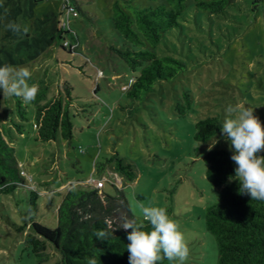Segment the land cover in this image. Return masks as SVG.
I'll return each mask as SVG.
<instances>
[{
	"label": "rangeland",
	"instance_id": "374dc122",
	"mask_svg": "<svg viewBox=\"0 0 264 264\" xmlns=\"http://www.w3.org/2000/svg\"><path fill=\"white\" fill-rule=\"evenodd\" d=\"M63 1L40 0L37 16L59 13ZM73 1L80 7V14L71 18L80 38L79 53L55 44L37 60L22 55L27 62L20 66L31 71L32 79L50 81L49 97L59 90L65 93V82L71 84L74 137L39 142L33 119L23 135L13 131L12 145L28 186H19L14 194L0 192V264H38L25 244L30 228L19 231L29 219L32 188L40 193L38 221L56 228L62 200L56 192L90 189L101 178L106 180L104 192L124 191L137 217L142 218L141 204L167 210L190 249L184 264H218V241L207 229L206 212L223 186L208 179L205 156L216 148L231 150L230 141L221 131L208 141L197 140V123L210 116L224 120L229 105H244L255 108L264 125V1L255 10L254 0H236L216 15L188 0L181 26L158 49L187 66L178 77L158 83L139 98L127 92L134 72L109 50L111 44L124 43L112 22L116 0ZM160 1L133 0L141 7ZM186 93L190 108L181 115L178 106L187 105ZM12 108L11 97L3 96L2 122L10 120ZM115 156L131 164L134 180L114 170L116 162L109 160ZM99 166L105 169L100 172ZM48 252L51 258L45 264L56 263L60 253L52 245Z\"/></svg>",
	"mask_w": 264,
	"mask_h": 264
},
{
	"label": "trees",
	"instance_id": "16d2710c",
	"mask_svg": "<svg viewBox=\"0 0 264 264\" xmlns=\"http://www.w3.org/2000/svg\"><path fill=\"white\" fill-rule=\"evenodd\" d=\"M40 0H0V65L20 66L29 60H37L49 47L60 45L70 53H79L80 38L71 25L68 10L73 7L80 14V7L73 0H64L61 11H50L37 16L36 7ZM158 1V0H154ZM188 0H163L155 6L141 7L133 0H116L113 3V27L124 39L122 46L111 44L110 53L122 59L134 72L128 89L130 97L139 98L143 92H152L162 81H172L183 72L187 64L170 54H159L162 42L175 28L181 26V18L188 6ZM264 0H254L253 8L258 9ZM236 0H195V7L210 14H224ZM5 9L7 16L5 18ZM77 15V16H78ZM74 17V16H73ZM7 20H15L28 28L26 34L16 35L5 30ZM162 50V49H161ZM166 52V50H163ZM87 61H90L89 59ZM38 86V94L30 104L21 98L11 97L13 108L10 120L2 122V97L0 89V192L14 194L21 185H27L22 175L19 161L12 145L16 139L13 131L23 135L27 122L33 119L36 140L56 141L60 137L72 140L74 137L73 113L74 97L72 86L65 82V93L59 90L49 97L50 81L30 79ZM187 105H179L181 115L190 108V95L185 94ZM31 109L34 115H31ZM223 119L210 116L197 123L196 138L208 141L221 131ZM229 149H212L205 161L209 164L208 179L216 186H223L216 203L208 206L207 229L217 238L219 246L218 264H264V201L251 200L249 195L238 193L240 182L235 179V163ZM264 156V152L258 153ZM114 170L135 179L131 164L119 156ZM104 166H99L101 172ZM28 186V185H27ZM30 215L19 231L26 232L25 244L37 258L38 264H45L51 258L48 252L52 245L60 258L54 264H87L89 257L95 256L99 264H129L126 245L127 232L119 227L124 217H137L130 207L123 190L118 195H110L102 189L70 188L62 196L57 206L59 224L49 227L38 221L40 193L36 189L29 192ZM51 198L53 196H50ZM49 197V198H50ZM111 223L112 235L101 241L94 236L99 228L107 229L105 221ZM146 223V222H145ZM157 264H169L167 260Z\"/></svg>",
	"mask_w": 264,
	"mask_h": 264
},
{
	"label": "clouds",
	"instance_id": "9594fccd",
	"mask_svg": "<svg viewBox=\"0 0 264 264\" xmlns=\"http://www.w3.org/2000/svg\"><path fill=\"white\" fill-rule=\"evenodd\" d=\"M5 14L6 18L7 9ZM4 27L16 35L28 32L27 27L15 20H7ZM30 79L31 71L25 66L0 65V89L5 97L21 98L24 104L35 101L39 89L29 82ZM254 109L252 106L229 105L221 132L230 141V158L236 165L235 179L240 182L238 193L249 195L251 200L264 201V156L258 154L264 151V125L254 114ZM140 208L142 219L124 217L119 226L126 231L131 229L127 232L129 243L126 245L129 264H157L164 260L169 264H184L190 249L179 225L163 207L141 204ZM105 223L107 229L94 231V236L101 241L109 240L112 235L111 223L107 220ZM86 259L87 264H99L95 256Z\"/></svg>",
	"mask_w": 264,
	"mask_h": 264
},
{
	"label": "built area",
	"instance_id": "2783aa9c",
	"mask_svg": "<svg viewBox=\"0 0 264 264\" xmlns=\"http://www.w3.org/2000/svg\"><path fill=\"white\" fill-rule=\"evenodd\" d=\"M68 12H69L70 15H73V16H77L78 15V12L73 7H71L68 10ZM21 173H22V175H25L26 174L24 170H22ZM105 181H106L105 178H101V179H99V180H97L95 182L93 181L95 183L94 186L96 188L102 189L105 186Z\"/></svg>",
	"mask_w": 264,
	"mask_h": 264
},
{
	"label": "crops",
	"instance_id": "0c3cea01",
	"mask_svg": "<svg viewBox=\"0 0 264 264\" xmlns=\"http://www.w3.org/2000/svg\"><path fill=\"white\" fill-rule=\"evenodd\" d=\"M105 187V186H104Z\"/></svg>",
	"mask_w": 264,
	"mask_h": 264
}]
</instances>
